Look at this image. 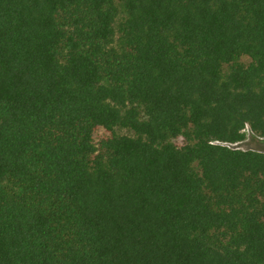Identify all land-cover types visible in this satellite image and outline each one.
Wrapping results in <instances>:
<instances>
[{
  "label": "trees",
  "instance_id": "obj_1",
  "mask_svg": "<svg viewBox=\"0 0 264 264\" xmlns=\"http://www.w3.org/2000/svg\"><path fill=\"white\" fill-rule=\"evenodd\" d=\"M247 126L264 0H0V264H264Z\"/></svg>",
  "mask_w": 264,
  "mask_h": 264
},
{
  "label": "rangeland",
  "instance_id": "obj_2",
  "mask_svg": "<svg viewBox=\"0 0 264 264\" xmlns=\"http://www.w3.org/2000/svg\"><path fill=\"white\" fill-rule=\"evenodd\" d=\"M244 60H248V59L244 58ZM119 131L124 133L129 132L126 129H119ZM102 134H103V130L99 129L95 133V136L96 138H100ZM233 145L243 149H258L264 151V139L259 137L258 135H255L249 126L246 127V138L243 141Z\"/></svg>",
  "mask_w": 264,
  "mask_h": 264
}]
</instances>
